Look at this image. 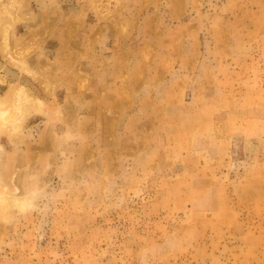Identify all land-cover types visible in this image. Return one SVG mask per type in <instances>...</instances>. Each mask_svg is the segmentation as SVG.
<instances>
[{"label":"rangeland","instance_id":"rangeland-1","mask_svg":"<svg viewBox=\"0 0 264 264\" xmlns=\"http://www.w3.org/2000/svg\"><path fill=\"white\" fill-rule=\"evenodd\" d=\"M15 84L0 264H264V0H0Z\"/></svg>","mask_w":264,"mask_h":264},{"label":"bare ground","instance_id":"bare-ground-1","mask_svg":"<svg viewBox=\"0 0 264 264\" xmlns=\"http://www.w3.org/2000/svg\"><path fill=\"white\" fill-rule=\"evenodd\" d=\"M7 34V33H6ZM27 90L21 85H11L10 88L6 91V93L1 97L0 99V118L2 120V123L8 122L9 124H18L22 121V119L16 115L15 118H13L10 114L11 110L4 109L2 106L9 105V108H12L13 106L17 105L16 102L19 99H24L27 102H29V105L32 106L29 108H36L37 104L39 103L37 99L33 98L34 102H31L30 95L28 94ZM41 103V102H40ZM27 111V109H26ZM23 108L18 111V114H22ZM16 121V123H15ZM14 204L16 207H21L22 202L24 199L19 197H14Z\"/></svg>","mask_w":264,"mask_h":264},{"label":"crops","instance_id":"crops-1","mask_svg":"<svg viewBox=\"0 0 264 264\" xmlns=\"http://www.w3.org/2000/svg\"><path fill=\"white\" fill-rule=\"evenodd\" d=\"M1 44H2V40H1ZM5 67L3 64H1V68ZM5 69V68H4Z\"/></svg>","mask_w":264,"mask_h":264}]
</instances>
